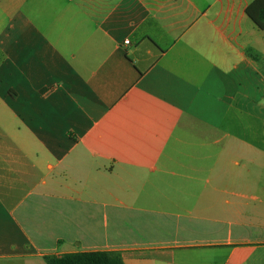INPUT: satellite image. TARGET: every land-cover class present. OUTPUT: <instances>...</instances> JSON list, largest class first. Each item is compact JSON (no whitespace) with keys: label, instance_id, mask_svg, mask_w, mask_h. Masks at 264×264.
Returning a JSON list of instances; mask_svg holds the SVG:
<instances>
[{"label":"crops","instance_id":"crops-1","mask_svg":"<svg viewBox=\"0 0 264 264\" xmlns=\"http://www.w3.org/2000/svg\"><path fill=\"white\" fill-rule=\"evenodd\" d=\"M250 1L0 0V264H264Z\"/></svg>","mask_w":264,"mask_h":264},{"label":"trees","instance_id":"trees-1","mask_svg":"<svg viewBox=\"0 0 264 264\" xmlns=\"http://www.w3.org/2000/svg\"><path fill=\"white\" fill-rule=\"evenodd\" d=\"M246 15L258 30L264 29V0H251L245 8ZM46 264H124L119 253L112 250L67 252L44 255Z\"/></svg>","mask_w":264,"mask_h":264},{"label":"built area","instance_id":"built-area-1","mask_svg":"<svg viewBox=\"0 0 264 264\" xmlns=\"http://www.w3.org/2000/svg\"><path fill=\"white\" fill-rule=\"evenodd\" d=\"M124 42L127 44L129 42V40L128 39H125Z\"/></svg>","mask_w":264,"mask_h":264}]
</instances>
